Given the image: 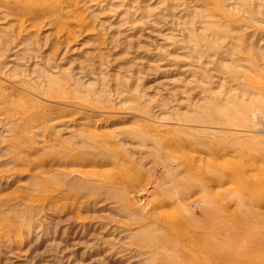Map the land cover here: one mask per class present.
Segmentation results:
<instances>
[{
  "label": "rangeland",
  "instance_id": "374dc122",
  "mask_svg": "<svg viewBox=\"0 0 264 264\" xmlns=\"http://www.w3.org/2000/svg\"><path fill=\"white\" fill-rule=\"evenodd\" d=\"M186 263L264 264V0H0V264Z\"/></svg>",
  "mask_w": 264,
  "mask_h": 264
},
{
  "label": "bare ground",
  "instance_id": "6f19581e",
  "mask_svg": "<svg viewBox=\"0 0 264 264\" xmlns=\"http://www.w3.org/2000/svg\"><path fill=\"white\" fill-rule=\"evenodd\" d=\"M234 174H235V173H234ZM235 175H236V174H235ZM206 177H207V176H206ZM211 177H212V176H211ZM239 178H240V177H239ZM202 180H203V179H202ZM209 180H210V179H209ZM236 180H237V179H236ZM238 180H239V179H238ZM234 181H235V180H234ZM249 190H251V189H249ZM253 194H254V193H253ZM255 195H256V194H255ZM209 199H210V198H209ZM211 200H212V199H211ZM258 200H259V199H258ZM215 201H216V200H215ZM162 202H163V201H162ZM206 202H207V201H206ZM208 203H209V201H208ZM211 205H212V204H211ZM213 205H214V203H213ZM220 208H222V207H220ZM212 209H213V208H212ZM226 209H227V208H226ZM217 211H218V210H217ZM223 212H224V211H223ZM217 213H218V212H217ZM220 214H223V213L220 212ZM232 214H233V213H232ZM244 215H245V214H244ZM233 216H234V215H233ZM233 216H232V217H233ZM241 216H242V215H241ZM234 217H235V216H234ZM244 217H245V216H244ZM249 218H250V217H249ZM232 219H234V218H232ZM234 221H235V220H234ZM168 223H170V222H168ZM171 223H173V222H171ZM170 225H171V224H170ZM170 225H169V226H170ZM165 227H166V226H165ZM187 227H188V226H187ZM208 228H209V227H208ZM187 229H188V228H187ZM194 229H195V228H194ZM182 230H184V229H182ZM244 230H245V229H244ZM188 231H189V230H188ZM191 231H192V230H191ZM179 233H180V232H179ZM193 233H194V232H193ZM197 233H198V232H197ZM197 233H196V235H198V234L200 235V232H199L198 234H197ZM184 234H185V233H184ZM246 234H247V233H246ZM174 235H175V234H174ZM181 235H183V234L181 233ZM189 235H190V234H189ZM193 235H194V234H193ZM193 235H192V236H193ZM185 236H186V235H185ZM176 237H177V236H176ZM193 238H194V237H193ZM187 239H188V238H187ZM195 239H196V238H195ZM206 239H207V238H206ZM220 239H221V238H220ZM175 240H176V239H175ZM177 240H178V239H177ZM189 241H190V240H189ZM189 241H188V242H189ZM195 241H197V239H196ZM195 241H194V243H195ZM216 241H217V240H216ZM186 243H187V242H186ZM189 243H190V242H189ZM225 243H226V242H225ZM191 244H192V243H191ZM196 244H198V243H196ZM194 245H195V244H193V246H194ZM203 247H204V246H203ZM194 251H195V250H194ZM199 251H200V249H199ZM202 251H203V250H202ZM231 251H232V250H231ZM205 252H208V253L211 252V253H212L213 251H212V248H211V247L207 246V247H205ZM202 253H203V252H202ZM183 254H184V253H183ZM181 255H182V254H181ZM184 255H185V254H184ZM187 255H188V253H187ZM196 255H197V254H196ZM203 255H204V254H203ZM185 256H186V255H185ZM185 256H184V257H185ZM189 256H190V254H189ZM198 256H199V254H198ZM231 256H232V254H231ZM192 257H193V256H192ZM185 258H186V257H185ZM199 258H200V257H199ZM187 259H189V258H187ZM191 260H192V262H193V259H191ZM195 260H197V259H195ZM213 260H214V259H213ZM190 262H191V261H190ZM187 263H189L188 260H187ZM187 263H186V264H187ZM218 263H219V262H218Z\"/></svg>",
  "mask_w": 264,
  "mask_h": 264
}]
</instances>
